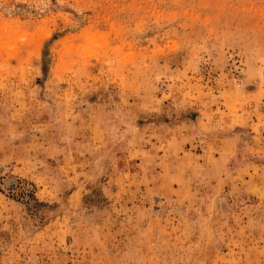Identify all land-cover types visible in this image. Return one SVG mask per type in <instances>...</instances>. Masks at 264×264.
<instances>
[{"label":"rangeland","instance_id":"1","mask_svg":"<svg viewBox=\"0 0 264 264\" xmlns=\"http://www.w3.org/2000/svg\"><path fill=\"white\" fill-rule=\"evenodd\" d=\"M0 264H264V0H0Z\"/></svg>","mask_w":264,"mask_h":264},{"label":"trees","instance_id":"2","mask_svg":"<svg viewBox=\"0 0 264 264\" xmlns=\"http://www.w3.org/2000/svg\"><path fill=\"white\" fill-rule=\"evenodd\" d=\"M45 69H46V67H45V64H44L43 70L45 71ZM24 184L31 185L32 186V189H29L28 192H27V194H28V196L29 195H33L34 196V192H35V189H36L35 184H33L31 182H28L26 180H24Z\"/></svg>","mask_w":264,"mask_h":264}]
</instances>
